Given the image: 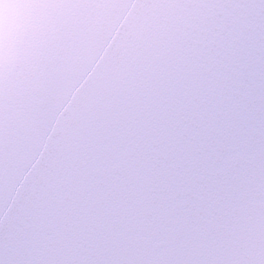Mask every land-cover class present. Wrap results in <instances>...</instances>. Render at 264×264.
<instances>
[{
  "label": "snow or ice",
  "instance_id": "obj_1",
  "mask_svg": "<svg viewBox=\"0 0 264 264\" xmlns=\"http://www.w3.org/2000/svg\"><path fill=\"white\" fill-rule=\"evenodd\" d=\"M0 264H264V0H32Z\"/></svg>",
  "mask_w": 264,
  "mask_h": 264
},
{
  "label": "water",
  "instance_id": "obj_2",
  "mask_svg": "<svg viewBox=\"0 0 264 264\" xmlns=\"http://www.w3.org/2000/svg\"><path fill=\"white\" fill-rule=\"evenodd\" d=\"M32 0H0V34L12 35L25 23Z\"/></svg>",
  "mask_w": 264,
  "mask_h": 264
}]
</instances>
